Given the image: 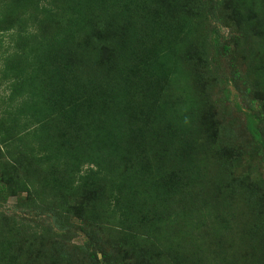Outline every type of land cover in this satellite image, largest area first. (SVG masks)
<instances>
[{"label": "trees", "instance_id": "1", "mask_svg": "<svg viewBox=\"0 0 264 264\" xmlns=\"http://www.w3.org/2000/svg\"><path fill=\"white\" fill-rule=\"evenodd\" d=\"M217 12L214 21L225 14L242 28L233 46L256 44L245 90L260 126L246 129L260 154L264 0H0V33L12 40L0 58V264L24 262L20 228L50 237L35 249L48 264L144 261L98 247L90 226L119 232L144 264L158 250L169 264H264V181L230 175L237 156L217 142L205 70L189 54H230L208 30ZM231 187L244 204L237 215L220 200ZM236 221L242 233L227 257L224 233ZM205 224L217 240L208 257ZM77 230L86 239L69 252Z\"/></svg>", "mask_w": 264, "mask_h": 264}, {"label": "rangeland", "instance_id": "2", "mask_svg": "<svg viewBox=\"0 0 264 264\" xmlns=\"http://www.w3.org/2000/svg\"><path fill=\"white\" fill-rule=\"evenodd\" d=\"M221 12H217L214 18L209 19L208 30L217 28L221 43H226L230 46V54H225L219 50L218 52L216 51L212 53L210 56H204L199 48L195 51L189 49V54L196 52L193 54L195 55L194 62L196 63L193 67L197 70H205L206 76L203 84H201L203 85L202 94L206 99V113L210 116L208 117V120L211 122L213 121L216 124L214 129H216L217 142L220 143L223 148L226 146L229 147V155L237 156L231 167L230 175L233 178L244 177L249 183H255L258 178H261L264 181V130L258 131V134L260 135L259 140L263 142L261 153L259 154L256 152V149L261 148V143L253 141L246 129L249 121L254 123L257 127L260 126L259 123L255 122L254 118L257 106L255 103H253L252 106L249 104L251 95H254V92L247 93L245 90L252 84V77L250 76L247 78L246 72L252 66L250 65L252 61L251 53L254 55H257L258 53L255 51L256 44L253 41L255 45L252 47L248 44L233 46L231 43V37L237 35V37L242 38V28L236 31L237 21H233L232 18L227 19L228 17H226L225 14L223 20L219 22L214 21L217 20L215 19L216 17L221 16ZM30 27L35 28L34 26L27 25L26 30L30 31ZM9 33L10 32H4L3 34L0 33V58L5 55V53H2L1 51L4 50L7 44L10 46L12 43L11 38H9ZM7 92L8 90L5 88V83H0V98L5 97ZM214 176L215 173L209 174V177ZM231 188L232 191L229 192L227 190L225 196H222L224 199L222 198L220 200L226 202V205H228L229 208H232V211H234V213L236 212L237 215V213H240L241 211L240 207L244 204L241 201V197L235 192L234 187ZM261 190H264V182ZM217 197L221 196L218 195ZM11 203H13V199L8 201V204ZM6 208L7 205L3 207V209ZM73 222L76 225L78 224L77 219H73ZM233 224L234 223H232L229 230H226L224 233V236L226 237L225 242L227 243L223 247L228 250L227 257H231L232 254L230 239L232 243L237 244V237L242 233L243 228V223L241 221H236V226ZM209 226V224H205L203 229H201L202 250L205 251L203 254L204 257L209 256L206 251L210 253L211 249L215 248L217 242L216 239L209 237ZM88 231L93 239L92 241L98 247H103L108 251L110 250L116 256H122L126 261H131L132 259L137 258V261H139V259L144 260L141 262V264H144L146 259L143 255L139 256V252L136 254L135 251L133 253L128 249L120 247L118 242L119 232H115L112 229L110 230L103 226H90ZM18 234H20V236L18 239L16 237V239L19 245L16 247L15 251L24 262L20 261V263H17L48 264L46 258L42 257L43 254L37 253L35 249H37L36 247H38L40 243L45 242L47 238L50 237L47 235V237L44 236L43 238L36 236L35 239L31 240L28 231L22 230L21 228ZM85 239L86 235L83 232L80 230L75 231L70 242L66 244V250L69 252H77L78 246L81 242L85 241ZM48 241L49 239L46 242ZM50 242L53 246H55V244L59 245V243H55L53 240ZM232 247L234 248L233 244ZM54 252L56 253L55 250ZM99 256L100 254L98 253L97 257ZM153 256L154 261H152L151 264H169L168 257L162 252V250L156 251ZM82 259L83 258L80 255H77V258L73 262H67L66 264H83ZM235 264H245V262L238 260Z\"/></svg>", "mask_w": 264, "mask_h": 264}]
</instances>
